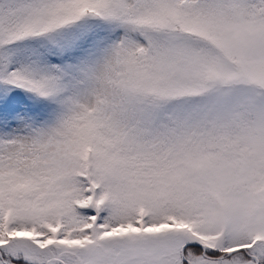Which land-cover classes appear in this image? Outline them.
I'll list each match as a JSON object with an SVG mask.
<instances>
[{
  "label": "snow or ice",
  "instance_id": "1",
  "mask_svg": "<svg viewBox=\"0 0 264 264\" xmlns=\"http://www.w3.org/2000/svg\"><path fill=\"white\" fill-rule=\"evenodd\" d=\"M0 264H264V0H0Z\"/></svg>",
  "mask_w": 264,
  "mask_h": 264
}]
</instances>
